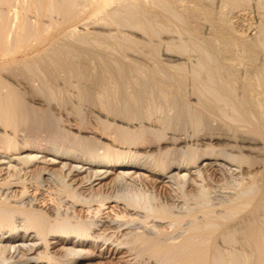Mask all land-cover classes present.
Wrapping results in <instances>:
<instances>
[{
  "label": "bare ground",
  "instance_id": "obj_1",
  "mask_svg": "<svg viewBox=\"0 0 264 264\" xmlns=\"http://www.w3.org/2000/svg\"><path fill=\"white\" fill-rule=\"evenodd\" d=\"M149 5L179 17L171 0H0V264H74L96 246L133 254L130 264H264L260 119L212 65L209 42H192L190 86L187 67L114 56L142 46L123 29L167 31ZM110 202L135 216L69 211Z\"/></svg>",
  "mask_w": 264,
  "mask_h": 264
},
{
  "label": "rangeland",
  "instance_id": "obj_2",
  "mask_svg": "<svg viewBox=\"0 0 264 264\" xmlns=\"http://www.w3.org/2000/svg\"><path fill=\"white\" fill-rule=\"evenodd\" d=\"M171 2L172 5H174L173 7L176 12V15H179V17L173 18L171 20L170 18L163 16L164 14L167 15V13H165V11L163 13V10L161 8H158V11L160 9V11H162L163 13L162 14L159 11L161 14L160 15L158 14L159 12L157 10L153 11L154 8L151 7V9H153L151 10L149 9L150 5L148 6L150 12L153 11L152 14L155 15L154 18L158 17L155 18L157 19L156 20L157 23H160L162 21L161 23L165 25L167 24V31L165 32L160 31V35L158 37L154 36V38L151 39L149 38L150 36L147 35L146 33L138 32L137 30L131 28H129V30L128 28L123 29V32L126 31L125 34L128 35L131 34L136 38H138L139 41H143L141 42L142 46H140V48H137V50L134 49L132 51L131 49L130 51L128 50L124 51V49H118L116 51L117 55L115 54L114 56L115 57L119 56V58L125 60L126 62L128 61L129 63L131 62L134 64L136 63L137 65L140 66L142 64L141 67L143 70H145L144 68L160 69L161 66L166 68L165 67L166 65L167 66L169 65L167 68L170 67L174 68L173 66L177 67V65L178 67H187L186 70L188 72L186 74L185 83L191 85L192 81L190 82L188 80H191L190 78L192 77L190 75L192 74L189 71H191V69L194 68L193 66H199L200 64L199 61L200 53L193 47L192 42L193 41L196 43L209 42L214 50V54L212 58L213 64L212 62L211 64L220 65L221 74L233 86L235 91L237 90L235 92L237 96L238 95L242 96L243 91L244 94L248 92L245 95L247 96L246 97L247 102H245V108L249 112H251L254 116L256 115V117H258V120L260 119L259 120L260 127L264 131V0H171ZM181 17L183 18V20L181 19ZM150 18L152 19V17ZM165 18H167V20H165ZM97 29L99 30V32L102 31L100 30L101 28L90 27L91 31H98ZM105 30L107 32V29ZM115 31L116 30H113L114 33ZM192 38L195 39L193 40ZM210 39L213 41H211ZM180 43L186 47L185 52H180L178 50V47H176L181 45ZM146 46L149 48H147ZM172 47H176V48L172 50L173 49ZM154 48H156L155 49L156 51L154 50ZM151 49L152 52H150ZM120 50H122L121 51L122 53H118L120 52ZM106 52L110 53V51H106ZM106 52L105 54H108ZM121 55H123L126 59ZM154 56L156 58H154ZM150 57H153L151 58L152 60L150 59ZM93 61L94 63L95 62L97 63L96 64L97 66L100 59L98 60L93 59ZM93 61H90V65L92 66L95 65L92 63ZM144 65L146 66L144 67ZM189 66L190 67L192 66V68L190 69ZM187 88L190 92L191 91L189 89L190 87ZM191 100L194 101V99ZM88 109L90 110L86 109L87 116L90 115L92 116L93 113L91 114V112H93V108L90 107ZM89 112L90 115H88ZM88 120H90V117H88ZM213 124H215L213 125L214 128L217 126L216 128L218 130L216 129L215 131L219 133L220 132L225 133L227 131V126L223 121L217 122V120H214ZM182 133L183 132H181L180 134ZM244 137H248V136L246 135ZM249 137L251 136L249 135ZM251 146L255 147L256 150L258 149L257 153L252 155L255 156L257 159H259L260 157V160H263L264 139L263 140L259 139V141L256 142V144H253ZM257 170L258 171L260 170L259 171L260 173H262L263 171L264 174V166L259 167V169ZM258 184L260 186L262 184L261 181H259ZM49 191H50L49 188L47 189L45 188L41 190V192L40 191L35 192L34 187L33 188L31 187L29 190V195H33L36 193L37 195H39L38 203H40V205L47 206L49 203H52L51 201L52 197L50 196ZM7 193L9 194L10 198L13 197L12 199H15L14 198L15 196L21 194V188L20 187L11 188L10 190L7 191ZM69 211L72 212L73 214L76 215L79 214L80 216H85V217H92L93 215H95V213L98 212L97 216L103 217L104 219L107 218L115 219L117 215H122V214H126L128 216L132 214V216H135L133 215L134 212L130 213L123 203H117V202H110L106 204V206H103L101 208H98L97 205H93L92 207H87L78 204L77 206H70ZM160 227L163 229L169 228L170 224L169 222L161 223ZM239 242L237 244V247H239V245L240 247H243V245H245L243 244L242 241L241 243L243 245ZM53 244L57 245V246L55 245V247L53 248L54 251H57V248L58 249L60 248L59 244L57 243H53ZM89 250L90 251L87 254L85 253L80 255L79 262H76L74 264H128L133 258V254H130L129 252H124V250L118 251V249L114 251L113 247L108 251L105 250V248L102 249L101 247L98 246L93 247ZM27 263L57 264V262L54 261L49 262L48 260H43V259L42 260L38 259L36 261L30 260Z\"/></svg>",
  "mask_w": 264,
  "mask_h": 264
}]
</instances>
